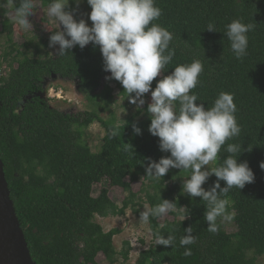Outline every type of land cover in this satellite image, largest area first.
Here are the masks:
<instances>
[{
    "label": "trees",
    "instance_id": "trees-1",
    "mask_svg": "<svg viewBox=\"0 0 264 264\" xmlns=\"http://www.w3.org/2000/svg\"><path fill=\"white\" fill-rule=\"evenodd\" d=\"M7 1L14 15L20 0ZM36 1L43 7L53 2ZM156 5L162 15L153 23L173 33L169 49L175 51L163 75L199 59L203 71L190 91L198 96L197 103L210 108L221 92L234 94L241 133L226 141L213 168L229 155V143L242 144L238 161H248L255 181L241 190L233 187L221 197L228 200V211L235 213L231 222L236 230L227 232L219 219L218 232L207 230L206 202L191 198L182 189L190 170L171 168L163 177L146 175L149 158L158 161L170 155L160 150L159 138L148 131L151 114L147 105L142 119H137L142 113L139 109L121 124L113 111L103 119L94 110L73 114L50 107L42 95L43 83L52 75L77 80L79 92L86 99L99 97L104 106L109 105L111 88L106 84L97 93L108 74L103 70L99 47L90 43L83 49L75 46L64 56H28L21 49L27 48V43L14 42L17 24L3 9L0 60L8 70L0 74V159L35 264H97L99 253L110 264L119 259V264H124L130 242L123 241L122 248L116 250L113 237L120 230L105 231L95 216L123 215L127 208L140 204L135 202L140 199L139 192L131 185L140 178L139 191L149 207L168 199L174 202V208L169 211L171 220L149 218L155 242L140 251L135 264H255V257L264 255V170L259 166L264 161V0H156ZM239 18L255 25L247 33V54L242 59L235 57L225 34L227 24ZM210 22L217 31L206 29ZM160 78L154 79L153 88ZM117 86L119 94L126 97L118 81ZM95 120L104 135L99 149L92 151L84 134ZM133 125L141 129L140 134L134 133ZM103 179L127 193L120 206L110 198L108 188L102 187L98 195H92L93 184ZM216 179L213 174L203 187L210 188ZM220 184L223 187L225 182ZM186 212L190 215L181 221ZM188 227H192L196 241L182 247L180 239ZM157 235L174 236L173 246L157 245ZM186 248L192 255H183Z\"/></svg>",
    "mask_w": 264,
    "mask_h": 264
},
{
    "label": "clouds",
    "instance_id": "clouds-1",
    "mask_svg": "<svg viewBox=\"0 0 264 264\" xmlns=\"http://www.w3.org/2000/svg\"><path fill=\"white\" fill-rule=\"evenodd\" d=\"M75 8H69L70 0H53L48 6L47 16L54 18L62 30L50 37V46L59 45L58 56L66 55L75 46L83 49L90 43L98 46L103 59V70L110 75L105 80H116L127 93L128 102L139 110L145 104V94L150 92L151 102L147 111L151 114L148 131L159 138V148L170 153L158 161L149 158L146 175L163 177L171 168L190 170V176L183 182V192L191 198L200 197L206 202L204 219L207 230L219 231L221 223L231 222L235 213L228 211V200L221 198L233 187L239 190L255 181V173L248 161H238L242 144L229 143L223 158L215 168L209 165L218 159V154L226 141L238 137L241 127L238 124L234 103V94L221 92L210 108L197 103L198 96L190 94L198 84L203 71V62L199 59L189 64H180L174 70L163 75L166 66L175 55L169 49L173 33L158 23H153L162 15L156 0H87L91 11L88 19L77 20L75 13L83 0H72ZM36 0H20L11 17L13 23L22 30L32 29L30 16L35 14ZM226 36L237 59L247 54V33L255 29L252 23H244L242 18L234 19L226 26ZM208 31H217L214 23L206 27ZM156 82L155 88L152 82ZM178 102V104H177ZM135 134L141 129L133 125ZM207 166V167H205ZM264 170V161L260 162ZM217 178L213 186L205 189L203 185L212 175ZM220 181L225 184L221 187ZM219 190V191H218ZM155 207L145 208L140 218L148 222L150 217H161L173 210L174 202L161 199ZM190 213L186 212L181 221ZM185 230L180 245L194 244L196 237L192 227ZM175 237L157 235V245H172ZM184 256L192 255L186 248Z\"/></svg>",
    "mask_w": 264,
    "mask_h": 264
},
{
    "label": "rangeland",
    "instance_id": "rangeland-1",
    "mask_svg": "<svg viewBox=\"0 0 264 264\" xmlns=\"http://www.w3.org/2000/svg\"><path fill=\"white\" fill-rule=\"evenodd\" d=\"M36 3L37 8L35 9V14L29 17L32 23V29L22 30L18 25L14 26L13 40L17 44L27 43V48L22 47L21 49L24 50L25 54L28 56H54L58 52L59 45L56 44L50 46V42L46 43L45 41L56 31L62 30V25L59 26L54 18L47 16L48 7H43L38 1H36ZM75 7V3L70 0L69 8L71 9ZM3 9L6 10L7 16H13L8 1L0 0V19ZM90 11L91 8L87 4V0H83L79 5L78 11L75 13V18L77 20L84 18L89 25H91V21L88 19V13H90ZM7 70V66L0 60V74L6 73ZM107 75H110V73L105 76ZM105 76L101 80V85L98 88L97 93L100 94L103 86L106 84L111 88L112 98L107 106H104L105 102L102 98L98 97L96 100L86 99L83 94L79 92L77 80L62 78L57 75H52L45 79L43 83L45 91L42 97L50 107L73 114L94 110L101 118L106 119L109 117V112L113 111L116 122L121 124L127 116L135 115L138 109L136 105H132L128 102L127 96L123 97V95L119 94L117 81L114 79L105 80ZM150 102L151 95L149 92L145 94V104L140 108L142 109V113L137 119L143 118V110ZM103 135L104 129L96 120L85 128L84 138L92 151H97L99 149ZM213 165L214 162H212L209 167L213 168ZM141 182L142 180L140 178L138 181L131 184L133 191L139 192L140 199L138 200L136 198L135 202L139 201L140 204L135 205L132 208H127L123 215L106 217L95 216V221L98 222L105 231L112 228L120 230V232L113 237V243L116 250L122 248L123 241L127 240L130 242L131 250L129 258L124 264H135L140 251L148 248L155 242L149 229L148 222H145L140 218V213L144 211L145 208L149 207V204L145 201L144 193H140L139 191ZM102 187L109 189L110 198L118 206L122 204V200L127 193L121 187L110 186L107 179H103L100 183L93 184L92 195H98ZM134 209H138V212L134 211ZM165 219L171 220L173 219V216L168 212L166 215L159 218L161 222ZM224 223L227 232H234L236 230V226L233 222ZM96 262L97 264H110L101 253L97 255ZM119 262H122V259H119L115 264H119ZM255 264H264V255L255 257Z\"/></svg>",
    "mask_w": 264,
    "mask_h": 264
},
{
    "label": "water",
    "instance_id": "water-1",
    "mask_svg": "<svg viewBox=\"0 0 264 264\" xmlns=\"http://www.w3.org/2000/svg\"><path fill=\"white\" fill-rule=\"evenodd\" d=\"M0 264H35L10 197L0 159Z\"/></svg>",
    "mask_w": 264,
    "mask_h": 264
}]
</instances>
